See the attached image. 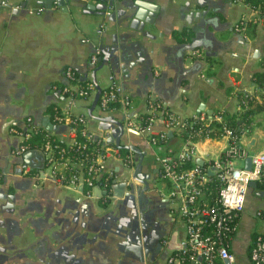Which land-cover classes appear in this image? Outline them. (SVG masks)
Listing matches in <instances>:
<instances>
[{
  "label": "crops",
  "instance_id": "crops-1",
  "mask_svg": "<svg viewBox=\"0 0 264 264\" xmlns=\"http://www.w3.org/2000/svg\"><path fill=\"white\" fill-rule=\"evenodd\" d=\"M129 1L136 0H115L114 8L106 13L124 11ZM139 1L156 11L154 25L147 24L143 32L117 26L116 16L111 21L85 8L101 0H69L67 11L57 5L46 8L37 0H0V264H133L130 258L113 256L121 241L118 237L92 240L101 218L112 209L109 200L103 198V186L94 187V197L86 198L83 186L79 188L82 184L75 187L58 182L46 164L42 145L30 148L29 173L23 172L22 155L11 153L22 138L12 134L10 128L24 129L28 118L63 144L70 142L65 125L60 132L43 126V121L57 125L59 113L86 117L87 130L94 136L103 131L98 128V120L88 114L95 90L92 96L81 97L76 93L77 86L65 76L70 68L85 82H92L89 60L95 49L102 55L101 49L116 47L113 56L118 62L114 64L111 56L96 71V81L101 89L113 84L120 95L129 98L131 118L151 117L158 113L160 104L161 111L180 119L204 115L222 122L223 115L242 112L246 96L264 104L252 80L255 72L264 71V27L246 21L243 32L234 29L242 17L249 16L243 2ZM99 65L95 63V67ZM64 87H70V92H63ZM92 113L123 122L118 107L104 112L94 107ZM253 122L252 132L240 136L249 154L264 152V109L254 114ZM152 130L165 133L175 147L180 144L176 131L166 128L162 119L153 120ZM117 132L110 130L108 137L115 138ZM120 144L145 151L148 161L144 160V169H156L153 174L158 177V148L150 146L143 134L123 132ZM227 144L226 137L201 141L194 161L216 157ZM122 148L117 153L120 157H107L104 163L112 171L113 180L133 181L136 154L127 148L128 152L122 154ZM129 154L133 167H128L124 159ZM246 159L237 164L245 167ZM57 169L66 173L64 166ZM256 183L254 188L249 186L237 232L230 241L236 264H251L249 250L254 236L264 234V187ZM151 185L148 204L155 212L149 214L148 221L160 238L165 229L159 212L161 195ZM170 230L173 245L184 239L180 221L175 219ZM71 241L80 244L81 251L74 250ZM154 252L156 264H164L159 257L161 251L154 248Z\"/></svg>",
  "mask_w": 264,
  "mask_h": 264
},
{
  "label": "built area",
  "instance_id": "built-area-1",
  "mask_svg": "<svg viewBox=\"0 0 264 264\" xmlns=\"http://www.w3.org/2000/svg\"><path fill=\"white\" fill-rule=\"evenodd\" d=\"M88 3L91 0H80ZM249 8V16L242 17L234 26L238 32H243L246 21L261 23L264 27V10L252 7L244 0ZM100 54L98 49L90 55V63L95 64ZM200 56L199 52L196 54ZM65 76L73 85L77 86L76 93L84 98L93 95L95 87L88 80L84 84L76 79L75 73L68 68ZM63 92H70V87H64ZM101 112L118 107L122 111L123 132L143 134L152 147L160 149L157 155L158 177L167 185V194H161L169 203L170 211L175 219L184 227V239L173 245L171 239L164 243V264H236V257L230 250V241L238 229V220L244 207L249 183L261 182L264 178V152L249 154L240 143V136L227 126L217 137H203L205 131L213 129L198 128L184 139L180 133L195 123H202L206 127L213 119L204 115H196L187 119H180L173 113L162 110L160 104L155 115L151 117L131 118L129 113L130 100L120 95L116 87L111 84L102 89L95 105ZM155 118L163 120L166 128L176 131L180 144H170L165 133L152 130ZM221 120V117L219 118ZM57 125L68 128L70 142L60 144L52 139L53 134L45 130L46 140L42 150L46 156V164L52 176L63 184L77 186L82 184L83 195L93 198L92 190L99 185L105 190L104 200L110 198L113 173L105 166L104 160L110 156L120 157L119 147L107 141L110 130H103L97 136L87 130L86 117H76L57 114ZM41 129L30 118L27 119L24 129L10 128L12 134L21 136V142L11 150L13 155H22L31 148L30 138ZM217 133V132H215ZM226 137L227 147L216 157L205 159L201 164L194 161L198 154V143L207 139ZM57 140V139H56ZM75 151L76 153L72 152ZM131 154V153H130ZM126 160L128 167H133L134 161L130 155ZM250 158L251 167L248 169L237 164L238 160ZM61 165L66 173L57 168ZM23 172L29 173L30 167L22 164ZM133 181H135L133 179ZM261 214V212H258ZM251 264H264V234H258L253 239L249 250Z\"/></svg>",
  "mask_w": 264,
  "mask_h": 264
},
{
  "label": "water",
  "instance_id": "water-1",
  "mask_svg": "<svg viewBox=\"0 0 264 264\" xmlns=\"http://www.w3.org/2000/svg\"><path fill=\"white\" fill-rule=\"evenodd\" d=\"M68 1L69 0H37V4L44 5L46 8H51L53 5H57L66 10L65 6ZM115 5V0H101V3L97 4L88 3L85 5V8L92 13L96 11V14L106 16L111 21H114L116 16V18H119L117 26L131 28L136 31L143 32L147 24L154 25L156 11L153 7L148 8V5L136 0L127 2V6L124 11L106 13L107 9H113ZM115 51L116 47H105V49H101V53L102 55L104 54V56L99 55L97 59V62H100V65L95 67V64H91L90 68L93 70L91 80L95 87V94L88 110V114L91 118L98 120L99 129L111 130L113 134L114 132H117L116 130L119 131L117 132L118 135H116L115 138L113 135L108 137L107 141L109 143L113 142L117 147H125L136 154V164L132 173V179L135 181H131L129 179L121 181L112 180V194L111 198L108 199L109 201L107 202L109 205H112V209H110V211H108L109 213L105 214L101 218V222L98 226L99 229L94 231L95 236L92 240L94 241L98 239V237L113 240L115 237H118L121 241L117 245V250L113 253L114 257L118 258V256H121L124 259L130 258L133 264H156L154 248L156 251H160L162 244L160 243L161 237H156L152 226L148 221L150 217L149 214L151 215L155 211H153L154 206L152 204H148L149 196L147 194L151 189V184L155 181V174L153 173L156 172V169H154L153 172L145 171V151L134 145L122 146L120 144L123 127L119 121H116L112 117H103L92 113V110L94 109L102 91L96 81V71L102 67L105 62H108L109 59L112 58L111 56H113ZM112 59L114 64L118 62L117 56H113ZM43 126H45L48 130L52 129L57 132H60V130L63 129L62 125H52L51 123H44V121ZM168 134L171 136L172 133L169 131ZM30 152H32V150L29 149L22 154L20 161L21 166L24 163L29 165L27 162ZM196 161L198 163H202V159L198 158ZM245 167L248 169L251 167L249 157L245 161ZM249 186L254 188L257 186V183L252 181L249 183ZM79 188L81 189L82 185H80ZM111 199H113V201H111ZM151 205L152 207L149 208ZM70 245L76 251H81L83 248L80 244L73 243L72 241Z\"/></svg>",
  "mask_w": 264,
  "mask_h": 264
},
{
  "label": "trees",
  "instance_id": "trees-1",
  "mask_svg": "<svg viewBox=\"0 0 264 264\" xmlns=\"http://www.w3.org/2000/svg\"><path fill=\"white\" fill-rule=\"evenodd\" d=\"M245 2L249 3L252 7H260L264 10V0H244ZM249 24V23H248ZM247 24V25H248ZM76 79L80 81L81 84L85 83V80L82 79V76L74 70ZM252 80L256 84V86L260 89L261 96L264 98V71H258L255 72L252 75ZM264 109V104L257 103L255 99L252 96H246L244 109L242 112L238 115H223V121L218 122L216 120H213L209 126H205L204 124L195 123L191 127H188L184 131L180 133L181 138L184 139V137L187 134H190V132H193L194 130L198 129L199 127L204 129H213L210 131H205L203 137H217L221 134L223 126H227L230 128L234 133H236L238 136H241L242 134H250L253 130V117L256 112L261 111ZM51 110V109H50ZM142 117L146 118L147 115H143ZM45 130L41 129L36 134H34L30 138V143L32 148L34 147H40L44 141L46 140L45 136ZM217 132V133H215ZM52 139L60 144H63L61 141L56 140L54 137ZM76 153L75 151H72ZM122 154H125L128 152L127 149L122 148L120 150ZM260 187H264V178L262 182H260ZM255 238V236H254Z\"/></svg>",
  "mask_w": 264,
  "mask_h": 264
},
{
  "label": "flooded vegetation",
  "instance_id": "flooded-vegetation-1",
  "mask_svg": "<svg viewBox=\"0 0 264 264\" xmlns=\"http://www.w3.org/2000/svg\"><path fill=\"white\" fill-rule=\"evenodd\" d=\"M157 194L158 195H161L162 192L161 191H157ZM161 201L159 203V212L161 214V217L163 218V221L165 222V229H164V234L161 238H164L166 237L164 240L162 239V241L160 240V243L162 244V248H160V254H159V257L162 258V260L164 259L165 255H164V243L167 239L170 238V235H171V232L172 230H170V228L172 229L173 228V224L175 223V215L170 211V208H169V203L167 201V199L165 197H160ZM170 225V227H169ZM169 227V228H168ZM168 228V229H167Z\"/></svg>",
  "mask_w": 264,
  "mask_h": 264
},
{
  "label": "rangeland",
  "instance_id": "rangeland-1",
  "mask_svg": "<svg viewBox=\"0 0 264 264\" xmlns=\"http://www.w3.org/2000/svg\"><path fill=\"white\" fill-rule=\"evenodd\" d=\"M156 150H157V155H159L160 151L158 149H156ZM144 160L148 161V159H146V158H144ZM145 161H144V163H145ZM152 162H154V159H152ZM153 186L155 189L161 191L162 194H167V192H168L167 185L165 184L164 180L159 178V177H157L155 179V181L153 182Z\"/></svg>",
  "mask_w": 264,
  "mask_h": 264
}]
</instances>
